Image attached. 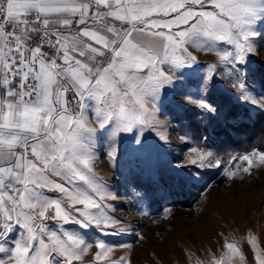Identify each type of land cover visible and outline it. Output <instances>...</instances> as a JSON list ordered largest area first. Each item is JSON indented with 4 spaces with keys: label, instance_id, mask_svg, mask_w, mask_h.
<instances>
[{
    "label": "snow or ice",
    "instance_id": "snow-or-ice-1",
    "mask_svg": "<svg viewBox=\"0 0 264 264\" xmlns=\"http://www.w3.org/2000/svg\"><path fill=\"white\" fill-rule=\"evenodd\" d=\"M262 43L264 0H0V264H130L110 259L132 247L133 228L115 215L117 194L96 166L127 169L143 208L148 193L133 172L171 148L172 118H235L221 116L217 90L264 112L254 87L264 89V64L253 59ZM179 139L187 164L167 176L177 184L207 191L213 169L233 183L264 169L256 147L226 160L206 136L194 146L187 133ZM167 171L150 168L148 179ZM223 239L221 255L197 264H250L241 241L264 264L251 229Z\"/></svg>",
    "mask_w": 264,
    "mask_h": 264
},
{
    "label": "rangeland",
    "instance_id": "rangeland-1",
    "mask_svg": "<svg viewBox=\"0 0 264 264\" xmlns=\"http://www.w3.org/2000/svg\"><path fill=\"white\" fill-rule=\"evenodd\" d=\"M261 48L264 50V43ZM253 59L264 64V52ZM256 67V79L259 82L264 77V67ZM254 87L256 91L264 92V89ZM213 99L219 106L222 117L229 114L230 107H234L230 115L236 113V116L232 121L247 120L249 114L261 112L258 109L249 112L248 107L241 106L243 101L236 100L228 91L217 90ZM247 112L249 113L245 115ZM191 115L198 116L192 112L182 124L172 118L168 127L171 148H156L155 153L159 154V158L154 153L151 160L142 162L140 167L144 169L143 174H140L139 169H134L137 190L148 193L143 208L137 205L134 193L123 179V176L128 175L127 169L123 174L114 173L104 159L96 166V171L109 180L114 194L121 198L117 203L110 201L122 208L115 215L123 218L126 223L130 222L133 228V232L124 238L132 247L114 249L111 260H119L124 256L130 264H197V260L206 261L211 255L219 256L225 251L222 247L223 236L234 232L239 238L245 236L249 229L259 235V242L264 246V169H254L252 177L234 183L227 180L222 172L213 169L206 173V176L211 177L208 183L214 185L207 191L203 190V183L177 184L168 179L167 176L176 172L175 167L180 166V162L187 164V149L181 147L183 142L179 137L187 133L191 138L186 125L188 120L195 118ZM170 118L160 117L162 120ZM149 140L152 141V137ZM191 142L194 146L192 138ZM150 168H165L168 171L152 183L148 179ZM183 171L190 172L191 169ZM168 208L171 213L168 219H163L165 209ZM144 212L149 215H144ZM137 232L143 237L142 240L136 238ZM220 233L223 236L218 235ZM241 247L250 264H254L251 246L241 241Z\"/></svg>",
    "mask_w": 264,
    "mask_h": 264
},
{
    "label": "trees",
    "instance_id": "trees-1",
    "mask_svg": "<svg viewBox=\"0 0 264 264\" xmlns=\"http://www.w3.org/2000/svg\"><path fill=\"white\" fill-rule=\"evenodd\" d=\"M233 109L234 107H230L228 116H231ZM193 117H195L193 120L186 123L191 138L195 142L199 139L202 143L203 136H206V144L211 146L213 151H218L226 160L230 159L228 154L239 155L253 147L264 150V143L260 141L261 135L264 134V112L249 114L247 120L234 121L231 117L213 119L211 122L207 116Z\"/></svg>",
    "mask_w": 264,
    "mask_h": 264
},
{
    "label": "bare ground",
    "instance_id": "bare-ground-1",
    "mask_svg": "<svg viewBox=\"0 0 264 264\" xmlns=\"http://www.w3.org/2000/svg\"><path fill=\"white\" fill-rule=\"evenodd\" d=\"M121 198L117 195V198L114 200L116 203L119 202Z\"/></svg>",
    "mask_w": 264,
    "mask_h": 264
}]
</instances>
